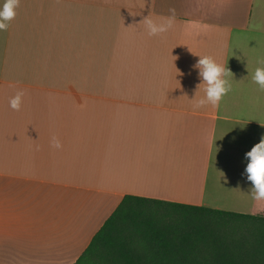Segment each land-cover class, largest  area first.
<instances>
[{
    "label": "crops",
    "instance_id": "crops-1",
    "mask_svg": "<svg viewBox=\"0 0 264 264\" xmlns=\"http://www.w3.org/2000/svg\"><path fill=\"white\" fill-rule=\"evenodd\" d=\"M170 9L165 33L138 24ZM198 55L232 73L216 106L194 107ZM259 60L264 0H20L0 31V264H75L126 196L263 215Z\"/></svg>",
    "mask_w": 264,
    "mask_h": 264
},
{
    "label": "trees",
    "instance_id": "trees-1",
    "mask_svg": "<svg viewBox=\"0 0 264 264\" xmlns=\"http://www.w3.org/2000/svg\"><path fill=\"white\" fill-rule=\"evenodd\" d=\"M75 264H264V214L126 196Z\"/></svg>",
    "mask_w": 264,
    "mask_h": 264
},
{
    "label": "clouds",
    "instance_id": "clouds-1",
    "mask_svg": "<svg viewBox=\"0 0 264 264\" xmlns=\"http://www.w3.org/2000/svg\"><path fill=\"white\" fill-rule=\"evenodd\" d=\"M20 0H0V31H6L17 15ZM171 15L161 18L159 21L153 20L151 13L144 16L138 24H143L148 35H159L167 32L173 27L175 21V9H170ZM199 56L194 68L198 69L199 83L196 86L194 97L195 108H202L206 105L216 106L222 98L231 91L232 85L229 77L231 71L217 60L210 56ZM259 64L264 65V60H259ZM252 75V80L258 85L260 90H264V67H256ZM10 87H16L10 84ZM203 87L204 95L197 99L198 90ZM25 97L23 89H17L15 94L9 98V106L15 111L22 108ZM52 147L59 149L62 147L60 139L52 136L50 139ZM247 165L245 168L246 179L251 182L249 192L256 201H264V135L246 153Z\"/></svg>",
    "mask_w": 264,
    "mask_h": 264
}]
</instances>
